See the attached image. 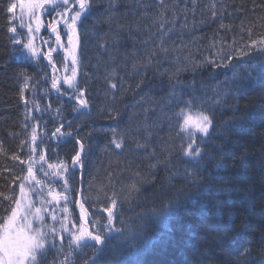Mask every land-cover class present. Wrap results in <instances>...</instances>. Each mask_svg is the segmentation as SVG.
<instances>
[{"label":"snow or ice","instance_id":"snow-or-ice-1","mask_svg":"<svg viewBox=\"0 0 264 264\" xmlns=\"http://www.w3.org/2000/svg\"><path fill=\"white\" fill-rule=\"evenodd\" d=\"M97 3L98 0H19V3L8 0L6 5V12L10 14H14L17 7L20 9L19 17L15 15L10 17L8 31L13 33L9 38L11 43L21 46L18 51H26L25 60L32 58L38 61L41 59L42 49L36 45V33L44 27L42 19L44 12L54 13V18L48 22L47 28L55 34V44L60 48H64L59 31L60 25L63 24L69 46L66 49V55L71 59L73 67L70 75L61 77L53 75L51 88L60 95H65L66 92L61 88V81L66 84L74 93L69 97L76 101L73 111L81 115H87L90 108L85 97V90L79 87L77 80L79 28L84 27L82 17L86 20L94 15L93 8L97 6ZM99 3H103L104 8L99 14L97 24H105L111 28L116 23L117 27L122 29L124 25L119 24L115 17L121 5L127 8L131 0H99ZM196 3L197 0H192L193 8L189 10L186 7L179 9V0H171V3L168 0H157L155 7L158 13L152 22L159 34L158 42L145 49L143 56L132 64V70L133 72L143 70V76H146L147 69L154 68V74L167 80L169 90L166 98H161L160 111L168 119L170 129L172 128L171 122L173 119L175 121V135L180 139V156L184 165L183 180L195 187L198 195L209 196L218 201L224 197L226 203L231 195L230 190L222 187L217 189L216 193H212L210 191L211 181L217 175L216 170L220 168L224 148L232 143L233 137L237 134L251 132L243 116L241 101L248 98L249 91L257 81L264 84V35L251 39V29H248L249 41L239 49L232 46L226 47L223 41L217 48L216 42L213 41L211 47L216 48L215 54L212 57L197 60L188 50V44L183 42L182 31L189 28L186 22L187 12L192 11L195 15ZM134 6L145 9L149 7L142 0H135ZM215 9V3L211 4L210 18L212 19L217 16ZM182 13L185 23L179 26L180 35L173 37L172 34L177 31V21ZM11 21H17V23L12 24ZM200 23L204 24L205 21L201 20ZM195 25L196 21L193 20L192 27L194 28ZM17 27L26 28L27 32L20 33ZM220 27L227 26L221 23ZM136 30L139 31V28L137 27ZM168 39L172 40L171 44H166ZM177 39L181 42L176 43ZM150 41L151 36L142 43L147 45ZM42 43L47 44L48 41L42 40ZM113 43H117V40L114 39ZM236 43L233 39L232 45ZM106 45V40L101 41V47H106ZM54 51L56 48H49L43 54L52 66L53 73L58 71L52 61ZM257 60L258 63L254 62ZM162 62H168L170 67L161 69L159 65ZM205 67L227 69L231 75L225 72V79L219 80L218 74L211 72L207 81L198 80V70ZM63 70L65 73L69 71L66 64ZM186 74H190L191 78L186 80ZM20 75L24 77L21 92L23 98V91L28 89L31 77L25 73H20ZM143 83L144 80L141 78L136 88L139 89ZM110 87L117 89L118 85L111 82ZM25 103L27 104L28 101L25 100ZM34 107L40 110L35 101ZM166 109L172 111L171 116L167 115ZM55 111L59 114L60 109L57 108ZM218 113L227 118L217 121ZM108 118L118 119L119 113H109ZM147 119L148 117L145 116V120ZM69 127H71V122H69ZM150 127L152 125L145 126V140L137 141L135 144L137 149L144 150L150 160L148 178L143 177L138 171L133 173L138 179L127 186L125 201L132 197L133 193L139 194L145 183L154 185L159 178L160 171L165 173L164 179L170 188H175L174 181L177 180V176L181 175L172 160L173 145L169 143L172 140L171 135L168 141L160 145L163 156L157 157L156 148L150 143L152 137ZM37 128L38 122H34L30 140L22 141L21 144V150L24 144L29 145L27 159L16 154L10 157L13 161L25 166L22 169L23 174L13 175L8 185L9 189H18V192L0 191V264H142L140 258L142 252L151 242L148 235L150 230L160 225L167 227L168 220L186 208L191 199L190 194L185 193L182 198V189H175V194L163 201L162 207L151 209L150 215L138 213L135 219L131 217L126 219L124 213L118 211V206H122V202L117 198V193L113 192L111 196L104 193L108 204L98 210L106 213L105 217L90 221L85 201L81 199L78 219L70 220L69 204L77 203L72 194L75 193L76 196L82 197L83 192L82 188H74L69 183L71 178L69 171L71 169L74 174L76 170H79L82 178L85 144L81 139L76 138L75 143L78 145V150L75 151L70 162L58 160L52 163L46 159L44 150L36 143ZM63 128L64 124L61 123L51 135L72 137V132H64ZM111 143L116 149L124 148L123 137L117 139L114 135ZM38 149H40L39 155H34ZM0 153H3L2 147H0ZM243 158H247L246 154ZM37 165H39L38 168ZM5 171L11 172L12 170L6 168ZM37 172L41 173L44 178H38ZM16 181L19 183L17 184ZM99 191L103 193V187ZM57 210L62 215L58 216ZM244 212L251 214L248 209H244ZM220 215L227 218L217 220L216 227L211 234L213 238L220 237L219 250L223 252L235 242H244L238 258L230 261L229 264H256L253 258L254 237L250 220L246 216H241L240 223L236 224L232 214L224 212L223 205L220 208ZM65 234H67V240ZM258 239L260 251L264 254V232H261ZM203 255L207 256L208 252L205 251Z\"/></svg>","mask_w":264,"mask_h":264},{"label":"trees","instance_id":"trees-1","mask_svg":"<svg viewBox=\"0 0 264 264\" xmlns=\"http://www.w3.org/2000/svg\"><path fill=\"white\" fill-rule=\"evenodd\" d=\"M7 2L8 0H0V147L3 149V153H0V191L14 190L18 192V189H9L8 185L13 175L23 174L22 169L25 166L13 161L10 157L16 154L27 159L29 145L24 144L21 150V144L22 141L30 140L29 120L31 116L33 115L34 122H37L38 118L48 114L50 104H58L63 108L64 105L61 99L51 94L49 70L40 61L32 58L25 60L26 54L23 51H18L20 47L11 43L9 38L13 33L8 31L11 14L6 12ZM12 2H16V0H12ZM142 2L149 7L146 9L137 7V10L147 13L148 22H141L138 26L133 24L129 9L133 7L135 0H131L127 8L121 5L115 17L119 24L124 25L122 29L118 28L116 23L111 28L105 24H97V19L100 18L99 14L104 8V4L99 3L98 0L97 6L93 8L94 15L86 20L83 18L84 27L79 28L77 80L79 87L85 90L86 97L90 100V112L87 114L89 117L86 116L90 120L86 122L87 125L82 129L79 136L85 144L84 161L88 160L92 153L89 149L95 148L93 154L109 153V156L103 158L101 179L97 176H90L91 179L83 185L82 199L85 201V208L88 209L90 221L106 216V213L98 210L108 204L104 193H107L108 196H111L113 192L117 193V198L122 204L130 201V197L127 201L124 198L128 192L127 186L134 181L132 179L134 169L128 167V160L131 155L139 158L135 162L137 171L146 179L148 178L150 160L145 155L144 150L137 149L135 144L137 141L143 142L145 140V126L152 125L149 129L152 132L150 143L152 147L156 148L157 157L163 156L160 145L164 141H168L171 135L172 140L169 143L173 145L172 160L181 175L177 176V180L174 181L175 188H170L164 179L165 173L160 171L155 184L145 183L143 190L147 191L155 208L162 207L163 201L175 194V189H182V198L185 193H188L191 199L187 203L188 209L185 208L170 218L167 227L160 225L155 231L148 233L151 242L142 252L140 257L142 264H186L185 259L196 258L198 254H204L205 251L213 257L215 264H229L230 261H235L240 249L244 246V242H235L226 251L221 252L219 250L220 237L213 238L211 235L217 220L227 218L220 215L221 205H223L225 213L232 214L236 224L240 223L241 216H246L250 220L254 237L253 258L256 264H264V254L260 251L258 239L261 232H264V168H262L264 166V84L257 81L249 91L248 98L241 101L243 116L248 122L251 132L237 134L233 137L232 143L224 148L220 159V168L216 170L217 175L211 181L210 191L212 193H216L217 189L223 187L230 190V197L225 203L224 197L218 201L209 196L198 195L196 188L183 180L184 165L180 156V139L175 135V121L173 119L171 122L172 128L170 129L168 119L160 111L161 98H166L169 90L167 80L163 79V91L159 93L156 91L155 94H153L150 85L148 87L141 86L139 89L132 86L139 80V75H143V70L139 72L132 70V64L137 61L134 60V57H139L138 49L134 46L144 44L142 41L151 36L150 48L155 44L151 43L153 33L158 34L152 22L158 13V9L155 7L157 0H142ZM168 2L171 3V0ZM213 3L216 5L215 10L221 17L213 22V27H209L211 30H203V25L212 23L210 21V5ZM185 7L191 10L193 8L192 0H179V9ZM168 15L170 17L171 13L169 12ZM261 17H264V0H197L195 15L192 11L187 12L186 22L189 28L182 30L183 42L188 44V50H190L194 36L198 39H206L205 34H211L212 36H209L208 40L215 41L217 48L221 46V43H218L219 38L221 40L226 38V44H224L226 47L232 46L239 49L245 44L244 39L247 43L249 41V37L245 38L248 29H251V38L253 37V39L264 35V30L260 32V29H264V19ZM193 20L196 21L194 28L192 27ZM201 20H204L205 23L201 24ZM183 23L185 20L182 13L177 21V31L172 34L173 37L180 35L179 26ZM221 23L227 26L225 27L227 30L220 27ZM137 27L139 31L136 30ZM213 31L218 32L219 36H213ZM114 39L117 40V43L123 42L130 49H124L121 56H114L111 51V48L117 44L113 43ZM233 39L237 42L234 46L232 45ZM103 40L107 41L106 47L100 46ZM211 41L209 40V44L207 43L209 52H192L195 59L202 60L204 57H212L215 54L216 48L211 47ZM178 42L181 41L177 39L176 43ZM171 43V39L166 40V44ZM88 51H93L92 58L87 55ZM85 57L87 61H85ZM254 62L258 63V60ZM159 67L161 69L169 68L170 65L168 62H162ZM200 70L197 72V79L205 81L208 80L211 72H216L219 80H224V73L228 72L227 69H210L208 67ZM20 73H25L31 77L28 82V89L23 91V98L21 92L24 86V77ZM228 75L231 73L228 72ZM156 76L158 77V75ZM190 78L191 76H185L186 80ZM111 82L117 83L118 87H124V89L117 93L116 89L110 87ZM130 89L133 90L130 91ZM34 91L45 95L44 105L39 106V111L34 107ZM71 94L74 95L72 91ZM25 97H27V104ZM92 97L103 101L105 112H100V109L97 110V106L91 103ZM166 111L168 116L172 115V111L167 109ZM112 112H118L119 118L109 119L108 114ZM145 116L148 117L147 120H145ZM226 118V116L222 117L219 113L217 114V121ZM40 124L42 123L40 122ZM94 135L97 137L94 138ZM114 135L117 139L123 137V149H116L115 145L111 143ZM40 140L39 145L44 150L46 159L48 161L51 159L50 162L56 163L58 160L54 156L61 150L59 145H55L49 140L46 143L41 137ZM72 148L77 151L76 146ZM47 152L52 158H48ZM245 154L246 159L243 158ZM132 156L134 161L135 157ZM117 166H126L129 175L124 174L118 177L120 179L117 185L114 188H109L106 184L108 179L113 176L114 167ZM6 168L12 171H5ZM78 175V173L73 174L69 171L70 179L74 181ZM37 176L44 178L39 172H37ZM16 183L18 184L19 181ZM69 183L74 188L79 187L77 182L73 183L69 180ZM101 187L104 189L103 193L99 191ZM72 195L77 200L75 193ZM94 202H96V209L93 206ZM75 206L76 203L69 204L72 211V214L69 215L70 220L78 219ZM244 209H248L251 214L245 213ZM118 211H120V206H118ZM92 227L95 228L94 225Z\"/></svg>","mask_w":264,"mask_h":264},{"label":"bare ground","instance_id":"bare-ground-1","mask_svg":"<svg viewBox=\"0 0 264 264\" xmlns=\"http://www.w3.org/2000/svg\"><path fill=\"white\" fill-rule=\"evenodd\" d=\"M135 3H133V7H131L129 9V12L132 15L133 18V24L138 26L141 22L144 23V21L148 22L149 21V17L145 15V13H142L140 11L137 10V7L134 6ZM221 17V15L219 13H217V16L212 19L210 18L209 23H207L206 25H203V30H211L209 29V27H213V22L215 20H218V18ZM121 19V18H120ZM119 19V20H120ZM120 22V21H119ZM224 30H227L224 28ZM259 30V29H257ZM264 29H260V32L263 31ZM234 32V31H233ZM218 37L219 33H215L213 31V36ZM248 33L245 35V38L249 37ZM209 36H212L211 34H205V38L207 39H198L196 36H194V42L191 43V52H198V51H203V52H209V45H207V43L209 44V40L211 41V39L208 40ZM83 37V35H82ZM253 39V37L251 38ZM204 40V41H202ZM220 40V41H219ZM218 43L220 44L221 41L224 42V44H226V38H223L222 40L219 38ZM193 41V39H192ZM206 41V42H205ZM245 41V42H244ZM244 43L246 42V39H244ZM158 42V34H155L152 38V42L151 43H157ZM180 43V42H178ZM212 43V41H211ZM230 44V43H229ZM237 44V43H236ZM134 48L138 49L139 52V57H134V60H138L139 58H141L144 54L145 49L149 48V44H138L136 46H134ZM127 49L129 50V46H125V44L123 42L117 43L116 45H114L111 48V51L113 52L114 56H121L123 53V50ZM93 53V51H88L87 55H90ZM92 58V57H91ZM127 59V58H126ZM85 61H87V58L85 57ZM155 67V66H154ZM128 71V69L126 70V72ZM147 75L143 76L142 74L139 75V80L141 78H143L144 83L142 85V87H148L150 85V87L152 88V92L153 94L156 93V91L162 92L164 89V80L160 77V76H156L154 75V68H148L147 69ZM199 71V70H198ZM201 73V70H200ZM185 76H190V74H186ZM137 80V79H136ZM138 80V81H139ZM137 81V82H138ZM133 84V87H136V84ZM68 88V86H67ZM124 89V87H117L116 91L117 93H119L120 91H122ZM133 89H130V91H132ZM150 92V90H147ZM66 94L64 95L67 99L66 100H62L64 108L58 104H50L49 107V112L46 115L41 116L40 118L37 119L38 122V128H37V133L41 136V138L48 143V140L51 142H56L59 144V148L61 149L60 152L58 151L54 158L56 160H64V161H69L71 157L75 154V149H73V146H78L75 143V139L79 138L82 129H84V127H86V122L89 121L90 119L87 118L89 116L87 115H81L79 112L73 111V106L76 104V101L73 99H70L69 97L72 96L71 94V90H66L65 89ZM85 97H86V93H85ZM27 100V97H25ZM34 101L36 104H38V106L40 105H44V99H45V95L43 93H37V91H34ZM86 99L89 102L90 105V100L89 98L86 97ZM91 103H93V105L97 106V110L100 109V112H105V108H104V103L101 99L99 98H93L91 99ZM30 108H32L31 104L29 103ZM99 107V108H98ZM116 107V106H115ZM57 108L60 109L59 114L55 111ZM92 108V107H91ZM33 110V108H32ZM71 110V111H70ZM87 116V117H86ZM31 118L34 119L33 115L31 116ZM30 118L29 120V124L31 127V131L32 128L34 126V120L32 121V119ZM42 124H40V122ZM69 122H71V127H69ZM63 123L64 124V128L62 129V131L64 132H68L71 131L72 132V137H60L59 135H57L56 137H53L51 135V133L53 131H55V129L57 127H59V125ZM97 135H94V138H96ZM80 139V138H79ZM102 142H106V141H102ZM92 153L90 154V157L88 160L84 161V170H83V176L81 178V174L78 175V178L76 179V181L70 179V181H72L73 183L77 182V184H79V188H82L83 191V185L84 183H87L91 178L90 176H97L98 178L101 179L102 177V172H103V158L109 156V153H105V154H98L95 153L93 154V152H95V148L94 149H89ZM102 151H105V149H102ZM86 152V150H85ZM47 156L48 158H52L51 155H49V153L47 152ZM132 156V155H131ZM131 156L129 157L128 160V167H132L134 169V173L137 172V166H136V161H137V156H132L135 157V160L133 161V159L131 158ZM139 159V158H138ZM50 161H52L50 159ZM114 173L113 176L108 179L109 181L107 182V186L109 188H114L117 185V182L122 175L126 174L129 175L127 173V168L126 166H117L114 167ZM133 180H137L138 177H136L135 175L132 176ZM94 209H96V202H94L93 204ZM188 206H186V209H188ZM76 208V206H75ZM155 208V206L153 205V203H151V199L149 198L147 191L143 190L142 187V191L139 194L133 193L132 197H130V201L122 204V206H120V211H122L125 214V218H133L135 219L138 213H145V214H151V209ZM70 214H72V211L70 212ZM169 221V220H168ZM157 227L153 228L150 230L149 233L153 232L156 230ZM185 263L186 264H215L214 263V259L211 255L205 256L202 253H200V255L198 254L197 257H190L185 259Z\"/></svg>","mask_w":264,"mask_h":264},{"label":"flooded vegetation","instance_id":"flooded-vegetation-1","mask_svg":"<svg viewBox=\"0 0 264 264\" xmlns=\"http://www.w3.org/2000/svg\"><path fill=\"white\" fill-rule=\"evenodd\" d=\"M75 10V9H73ZM54 18V13L49 14V12H44L42 15V19L44 20V27L41 28V31L37 34L38 44H40V48L42 49L43 53H46L49 48H56V51L52 53V61L56 65V68L59 70L63 68L64 57L66 55V49L69 47L67 45V36L65 35V29L63 24L60 25L59 31L61 34L62 41L64 43V48H60L58 45L55 44V34L51 32L50 29L47 28V24ZM42 40H47L48 43H42ZM44 62L46 67L51 72V77L55 75L52 70V66L47 63L46 56H43ZM51 80V78H50Z\"/></svg>","mask_w":264,"mask_h":264},{"label":"rangeland","instance_id":"rangeland-1","mask_svg":"<svg viewBox=\"0 0 264 264\" xmlns=\"http://www.w3.org/2000/svg\"><path fill=\"white\" fill-rule=\"evenodd\" d=\"M18 2L17 3H19V0H17ZM12 15H15L16 17H19L20 16V9H19V7H17V9H16V11H15V13L14 14H11V16ZM26 19V22H27V18H25ZM17 23V21H13V24H16ZM19 29H20V27H17V30L19 31ZM23 31H25V32H27V29L26 28H21ZM37 34V33H36ZM40 45H37V47H39ZM26 52V51H25ZM27 54V53H26ZM31 59V58H30ZM39 61V60H38ZM65 61H66V64H67V66H68V69H69V71H70V68L71 67H73V65H72V63H71V59L69 58V57H67V55L65 56ZM72 65V66H71ZM67 72V73H65V74H68V75H70L71 74V72ZM67 86V85H66ZM32 119V121H33V118H31ZM37 167H39V165H37ZM57 215L58 216H60V215H62V213H60V211L59 210H57ZM66 236H67V234H65Z\"/></svg>","mask_w":264,"mask_h":264},{"label":"water","instance_id":"water-1","mask_svg":"<svg viewBox=\"0 0 264 264\" xmlns=\"http://www.w3.org/2000/svg\"><path fill=\"white\" fill-rule=\"evenodd\" d=\"M81 173V172H80ZM81 200V196H78V205H79V201Z\"/></svg>","mask_w":264,"mask_h":264}]
</instances>
